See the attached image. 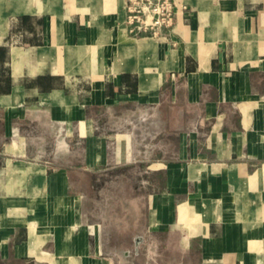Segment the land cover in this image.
<instances>
[{"label": "crops", "instance_id": "1", "mask_svg": "<svg viewBox=\"0 0 264 264\" xmlns=\"http://www.w3.org/2000/svg\"><path fill=\"white\" fill-rule=\"evenodd\" d=\"M126 1L0 0V264H264V0H175L155 37Z\"/></svg>", "mask_w": 264, "mask_h": 264}, {"label": "rangeland", "instance_id": "2", "mask_svg": "<svg viewBox=\"0 0 264 264\" xmlns=\"http://www.w3.org/2000/svg\"><path fill=\"white\" fill-rule=\"evenodd\" d=\"M135 179L136 177L130 174L120 177L115 174L107 175L99 181L95 194L92 196L90 206L95 218L107 223V228L118 237L125 236L122 229L118 227L121 221L125 219L131 224L136 216L135 199L132 198L131 192L125 189L126 186L133 184ZM127 212L128 216H126Z\"/></svg>", "mask_w": 264, "mask_h": 264}, {"label": "built area", "instance_id": "3", "mask_svg": "<svg viewBox=\"0 0 264 264\" xmlns=\"http://www.w3.org/2000/svg\"><path fill=\"white\" fill-rule=\"evenodd\" d=\"M175 6V0H127L128 30L135 37L161 36L163 28H173L177 15Z\"/></svg>", "mask_w": 264, "mask_h": 264}]
</instances>
